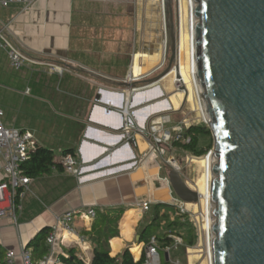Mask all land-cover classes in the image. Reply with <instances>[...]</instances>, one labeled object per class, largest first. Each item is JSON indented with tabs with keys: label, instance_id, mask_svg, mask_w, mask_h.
Returning a JSON list of instances; mask_svg holds the SVG:
<instances>
[{
	"label": "crops",
	"instance_id": "obj_1",
	"mask_svg": "<svg viewBox=\"0 0 264 264\" xmlns=\"http://www.w3.org/2000/svg\"><path fill=\"white\" fill-rule=\"evenodd\" d=\"M162 16L160 0H38L25 11L20 6L0 7V27L10 23L11 39L42 61L15 69L8 51L0 46L2 123L31 132L35 144L52 149L60 161L63 152L72 149L82 165L81 179L53 167L47 174L32 177L21 201L19 226L8 216L0 218V264L9 250L20 251L22 242L29 244L43 229L49 230L48 237L56 217L68 210L95 208L97 216L118 211L119 217L113 218L119 234L109 240L111 254L129 248L136 260L144 254L147 241L142 233L155 213L159 212L157 222L163 227L157 235L165 231L167 217L179 216L176 203L183 200L170 181L174 169L152 153L148 138L135 142L125 138L126 87L85 71L118 81H126L131 74L143 77L135 85H146L163 56ZM46 63L64 66L65 71L62 75L49 72ZM170 84L160 81L133 97L131 108L139 124L165 111V98L173 104ZM157 85L166 93L161 95ZM6 176L0 169V181ZM147 200L152 206L144 212L140 203ZM93 223L89 222L91 231L86 232L88 222L78 218L76 227L88 241L81 244L77 236L60 233L53 256L74 247L90 262L95 246ZM47 237L48 251L36 261L49 254Z\"/></svg>",
	"mask_w": 264,
	"mask_h": 264
},
{
	"label": "water",
	"instance_id": "obj_2",
	"mask_svg": "<svg viewBox=\"0 0 264 264\" xmlns=\"http://www.w3.org/2000/svg\"><path fill=\"white\" fill-rule=\"evenodd\" d=\"M194 1L197 77L215 150L213 264H264V0ZM163 20L169 63L147 86L167 77L176 61L174 0H164ZM85 71L112 85L135 86ZM163 102L172 108L168 98ZM170 181L184 202H199V192L177 170Z\"/></svg>",
	"mask_w": 264,
	"mask_h": 264
},
{
	"label": "built area",
	"instance_id": "obj_3",
	"mask_svg": "<svg viewBox=\"0 0 264 264\" xmlns=\"http://www.w3.org/2000/svg\"><path fill=\"white\" fill-rule=\"evenodd\" d=\"M38 0H0V7L9 8L12 6H20L23 11L28 10ZM162 10L164 0H160ZM175 20L177 26V57L172 66L173 84L175 92H184V96H187V81L181 71L182 62V33L183 29L188 32V26L190 24L192 33L195 27V1L194 0H174ZM10 23H6L0 27V46L8 51L10 62L13 68L21 69L29 65H38L42 61L29 56L11 39L9 33ZM194 40L192 38V44ZM169 53L167 51L166 37L163 46V56L160 64L154 69L150 75H156L168 66ZM47 64V63H46ZM49 72H55L62 75L65 71L64 66L57 64H47ZM170 73V74H171ZM194 73V71H193ZM195 74V73H194ZM143 77L132 76L126 80L129 83H137L142 80ZM201 85V83H200ZM147 85H135L133 87H126V100L123 109L125 116L124 123V135L128 142H135L139 137L148 138L151 142V151L161 158L166 164L182 172L181 161L174 155L175 147H178V143L188 144L192 141V135L188 134V128L192 125H206L210 126V118L206 109L205 100L202 97V89L197 88L195 93V99L198 106L199 116L192 118L191 112H184L183 107L186 100L182 103L180 108H176L172 104V108L168 111L157 113L149 118L145 125H141L135 119L133 110L131 108L133 97L141 90L148 88ZM181 112L184 115L182 118L177 119V115ZM3 110L0 109V169L7 175L5 179L0 181V218L8 216L13 220V224L18 227L19 220L18 214L22 209L21 201L26 196L29 186L33 181V178L23 173L22 165L29 159V152L35 147V142L31 132L27 130H20L16 128L6 127L2 121ZM180 150V149H179ZM215 150L211 148L203 157L204 174L206 193L200 189H195L199 192V199L202 202L205 200V215L203 218V226L206 221V243H207V256L209 264H213L212 259V227L209 226V215L211 216V186H212V164L214 161ZM61 166L63 171L72 175L78 179L82 176V165L78 162L74 153H67L61 158ZM54 169H58L56 165L52 166ZM211 172V175H210ZM203 174V176H204ZM179 210L181 212L189 213V208L186 202L177 201ZM190 204V203H189ZM141 209L146 212L151 209L152 203L150 201H143L140 203ZM97 217V211L95 208L88 209H73L64 212L62 215L56 217V222L52 227L51 232L47 237V243L50 247L49 254H47L40 261H36L33 255V248L28 244H21L20 251L9 250L6 254L3 264H61L60 255L53 256V246L56 243L60 233L74 235L79 238L81 244L88 241L86 234L82 233L76 227V221L78 218L85 219L88 222L86 225V232L91 231L89 222L94 221ZM212 217V216H211ZM213 219V218H212ZM211 229V231H210ZM184 240L180 236H174V242L171 246L167 247L164 252L167 254L168 260L171 264H182L180 260L173 258V252L185 245ZM160 242L157 236H152L145 245L144 254L145 261L143 264H161L160 254Z\"/></svg>",
	"mask_w": 264,
	"mask_h": 264
},
{
	"label": "trees",
	"instance_id": "obj_4",
	"mask_svg": "<svg viewBox=\"0 0 264 264\" xmlns=\"http://www.w3.org/2000/svg\"><path fill=\"white\" fill-rule=\"evenodd\" d=\"M188 134L192 135V141L188 144L178 143V148L186 153H190L195 157H203L211 148L214 147V138L210 126L206 125H192L188 128ZM74 153L72 149H67L63 152V155L67 153ZM75 154V153H74ZM56 165L58 168H62L61 162L57 159L54 151L45 146L35 144V147L29 152V159L22 165L23 173L30 177H37L43 174H47L51 171V167ZM158 208V207H157ZM119 217L120 213L117 211L113 214L103 213L101 216H97L92 225L93 241L95 243L93 258L90 262H86L79 256L76 248L69 247L60 255L61 264H143L145 261V254L136 260L132 251L127 248L123 253L113 256L111 254V247L109 240L119 234L118 224L115 223L113 216ZM178 217L171 220L169 217L168 224L166 223L165 231L158 237L160 242L161 252L167 247L171 246L174 242V236H180L184 242L189 245H194V228L190 225V222L186 219L188 213L178 211ZM160 215L157 211L153 221L145 228L142 233V239L148 241L152 235L149 234L151 226L156 224ZM183 228H190V237L180 232ZM48 229H43L38 235L30 241L28 246H34L33 255L38 259L43 254L47 253L48 246L45 244V240L48 234ZM175 252V251H174ZM3 251L0 250V262ZM35 259V260H36ZM161 264H171L169 260L162 262Z\"/></svg>",
	"mask_w": 264,
	"mask_h": 264
},
{
	"label": "rangeland",
	"instance_id": "obj_5",
	"mask_svg": "<svg viewBox=\"0 0 264 264\" xmlns=\"http://www.w3.org/2000/svg\"><path fill=\"white\" fill-rule=\"evenodd\" d=\"M162 18V26L164 30V20L163 16ZM165 32V30H164ZM166 85V84H165ZM173 85V86H172ZM171 86L173 87V94L175 93L174 90V84L171 82ZM163 91L166 90L163 88ZM189 100H186L184 103V106H182L184 112H193L190 116L192 118H197L199 116L198 106L195 98H191V95L189 93ZM178 98L175 95L171 96L172 102L177 106L178 104ZM184 115L181 114V112L177 115V119L182 118ZM176 154L177 158L181 161L182 166V175L185 181L188 182L191 188L193 189H202L203 184L205 181V174H204V164L205 161H203V158L201 157H195L190 153H186L182 150H179L178 147H175L172 149ZM204 162V163H203ZM204 174V176H203ZM211 175V172H210ZM189 207V218H186L190 225L194 228L193 232L195 235L194 238V245H189L184 243L185 245L181 246L179 249H176L175 252H173V258L178 259L181 261L182 264H209L208 262V256H207V243H206V233L203 226V218L205 215V209L202 204V202L199 200L197 203L190 204ZM175 209V207H169L168 209ZM163 210L164 207H161ZM169 220L167 219V224ZM160 222H157L153 226H151L149 234L152 236H155L162 232L163 227L160 225ZM166 226V224H165ZM190 228H183L180 230L182 234L187 235L190 237ZM196 251V252H195ZM198 251V252H197ZM161 254V261L165 262L167 260L166 253L164 251L160 252ZM205 262V263H204Z\"/></svg>",
	"mask_w": 264,
	"mask_h": 264
},
{
	"label": "bare ground",
	"instance_id": "obj_6",
	"mask_svg": "<svg viewBox=\"0 0 264 264\" xmlns=\"http://www.w3.org/2000/svg\"><path fill=\"white\" fill-rule=\"evenodd\" d=\"M195 27L193 29V33H192V29L191 26L189 24L188 26V32H185V29H183V33H182V39H181V44H182V62H181V71L183 73V75L185 76V79L187 81V96H189V93L191 95V98H195V93L197 91V88L200 89L201 85L200 82L198 80L197 77V73H198V63H197V58H196V51H197V47L195 44ZM192 38L194 40V43L192 44ZM163 51V50H162ZM146 61V60H145ZM146 63V62H145ZM138 66V64H137ZM194 71V73H193ZM139 72V71H138ZM162 81L167 82V83H171L173 82V73L169 74L167 77H165ZM162 83V82H161ZM161 85V84H160ZM163 85V83H162ZM171 85V84H170ZM173 86V85H172ZM169 88V87H168ZM170 90V89H169ZM174 93V91H173ZM178 98V104L177 106H175L176 108H180L182 103L184 102V100H186V97L184 96V92H175L176 94H173ZM173 103V102H172ZM174 104V103H173ZM175 105V104H174ZM205 161V160H204ZM204 163V162H203ZM206 164V163H205ZM205 177V176H204ZM206 181H204L203 184V188L200 189L201 191H203L204 193H206V186H205ZM192 204V203H191ZM202 204L204 206L205 209V200L202 201ZM193 205V204H192ZM189 206H191L189 204ZM206 211V210H205ZM212 222L213 219L212 217L209 215V226L210 228L212 227ZM205 230H206V221H205ZM211 231V229H210ZM196 252V251H195ZM198 252V251H197ZM213 255V253H212ZM203 263V262H202ZM201 263V264H202ZM205 263V262H204Z\"/></svg>",
	"mask_w": 264,
	"mask_h": 264
}]
</instances>
